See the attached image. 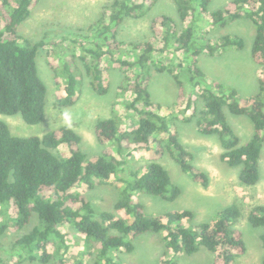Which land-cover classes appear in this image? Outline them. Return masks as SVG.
<instances>
[{
    "label": "trees",
    "instance_id": "obj_1",
    "mask_svg": "<svg viewBox=\"0 0 264 264\" xmlns=\"http://www.w3.org/2000/svg\"><path fill=\"white\" fill-rule=\"evenodd\" d=\"M40 0H0V114L20 115L25 123L39 124L45 114L47 87L40 78L36 58L45 44L41 39L31 42L22 38L18 27L31 15ZM157 0H108L100 15L88 27L86 42L75 45L69 59L63 60L57 74L64 76V93L57 100L60 106H73L83 75L89 78L93 91L107 93L104 58L120 63L123 73L122 89L131 100L125 103L127 123L122 124L118 114L95 120L94 131L101 144L112 146L101 154L87 156L79 147L80 135L70 126L61 125L42 136L20 137L13 135L6 122L0 119V236L11 222L15 231L28 225L34 214L39 225L21 235L14 242L20 260L49 262L54 258L50 245L57 241L68 249L66 233L60 228L71 225L76 232L92 238L101 245L99 257L109 250L123 249L131 252L133 241L145 232L161 233L166 247L174 257L181 253L191 255L202 247L213 256L212 264H236L246 253L242 232L236 227L241 221L239 205L222 209L211 222L188 224L190 210H171L158 215L145 213L144 205L135 196L145 192L174 201L180 188L172 182L167 169L150 160L139 168L128 170L126 178L117 177L119 198L113 210L97 212L92 203L75 188H92L107 184L115 176L134 149L158 145L169 150L181 169L191 178L206 186L208 176L194 164L192 153L180 142L174 128V119L162 105L152 101L149 85L152 70L168 73L175 80L178 97L185 98V81L190 86L186 111L192 109L188 120L195 119L199 132L217 135L222 148L221 159L228 165L240 167L238 179L245 186L255 185L260 179V156L264 146V0H232L230 7L210 10L211 0H172L178 19L168 14L155 18L152 28L161 44L152 42L126 44L119 37V27L127 20L147 14ZM213 27H225L238 20L247 19L254 26L250 55L261 71L258 91L241 99L235 88L214 82L211 88L203 86L204 76L199 59L204 53L211 56L224 53L230 47L242 50L244 39L239 35H222L218 39H205L204 18ZM67 40V38H62ZM80 46V54L77 48ZM62 47V46H61ZM163 52V62L156 53ZM173 54H178L172 68ZM77 60L81 62L80 67ZM167 60V62L165 61ZM167 64H165V63ZM171 64V65H170ZM133 75L128 76V71ZM174 70H177L174 73ZM184 77V79L182 78ZM186 79V80H185ZM200 90V109L195 108L193 92ZM231 114L247 116L253 123V133L244 144L228 123L224 109ZM66 146L68 154L59 151ZM125 211L132 219L120 218ZM248 222L264 228V204L251 207ZM264 247V232L260 235ZM109 260V259H108ZM61 264L63 259L58 260ZM166 264H176L174 259ZM0 264H6L0 256ZM264 264V255L261 260Z\"/></svg>",
    "mask_w": 264,
    "mask_h": 264
},
{
    "label": "rangeland",
    "instance_id": "obj_2",
    "mask_svg": "<svg viewBox=\"0 0 264 264\" xmlns=\"http://www.w3.org/2000/svg\"><path fill=\"white\" fill-rule=\"evenodd\" d=\"M107 2L108 0H40L32 9L29 18L19 25L18 33L22 38L31 42L41 39L45 41L37 55L36 64L39 76L47 87V96L45 114L39 124H27L20 115L0 114V119L7 123L13 135L42 136L61 125H68L80 135L79 147L87 156L101 154L105 150L112 152L110 143L101 144L98 141L94 124L96 119L106 118L112 114H118L122 124L127 123L129 113L125 110V103L132 99V95L121 88L123 73L119 61H116L117 59L110 61L109 58H104L102 61L105 84L108 86L106 94L99 95L93 91L89 78L83 75L76 104L66 107L60 106L57 100L64 93V76L57 74L54 70L56 67L59 68L63 60L70 58L68 54L75 44L69 39L79 43L86 42L83 38L88 34L89 25L100 15L103 5ZM231 2L232 0H211L210 10L230 7ZM161 14H168L178 19L172 0H157L155 6L144 16L125 21L119 27L120 39L126 44L150 41L158 48L161 42L153 31L152 23ZM202 25L206 40L236 34L241 36L245 43L242 50L230 47L224 53L214 56L204 53L198 64L204 72V76L200 79L202 85L210 87L214 82H219L225 87L235 88L241 99L256 93L261 68L250 55L254 35L253 24L247 19H238L225 27L218 28L208 24L206 15ZM77 46L76 54L79 55L81 48ZM164 54L156 53V59L163 62ZM172 56L174 57L173 68L177 62L176 57L180 55ZM77 63L82 67L79 60ZM128 72V76L131 77L133 71ZM176 72L177 70H174V73ZM185 82L186 96L179 98L177 84L173 77L168 73H157L152 70L149 91L153 103L162 105L163 110H166L174 119V128L180 142L192 153L194 164L208 176L206 186L194 181L188 173L184 172L169 150L162 151L158 145L153 144L151 147L134 149L130 156L125 155L126 159L121 157L127 162L122 164L118 173L107 184L95 185L92 188L78 187L73 191L85 196L97 212L111 211L119 198L118 186H122L117 177L126 178L130 168H139L147 161L156 160L167 169L172 182L180 188L181 194L174 201H168L160 196L136 192L135 196L144 205L145 213L158 215L171 210H190L193 217L188 224H196L211 222L218 217L222 209L231 204H237L241 208L242 217L236 227L243 234L246 253L237 259L236 264H261L264 247L260 235L264 232V228L252 226L247 220V215L252 206L258 203L264 204V146L260 156L259 181L251 186L241 184L238 179L240 167L230 166L221 159L222 148L217 135L200 133L195 119L188 120L192 109L186 111L185 106L187 95L191 90L188 82ZM199 92L200 90H197L192 93L196 100L194 106L198 109L202 103ZM224 111L240 143L247 142L253 133L251 120L244 115L231 114L226 108ZM58 150L55 152L68 154L64 145H61ZM117 216L127 221L132 219L131 215H127L125 211H120ZM2 218L3 216L0 215V220ZM38 225L39 219L36 214L28 225L18 231L13 230L11 222L8 221V227L0 236V256L6 264H61L58 261L59 258L63 259L62 264H166L165 261L172 259L176 261V264H212L213 261L212 254L204 247L191 255L181 253L174 257V253L166 247L163 235L154 232L138 235L133 241L134 249L131 252L111 249L104 258H100L98 255L100 243L76 232L71 225L60 228L66 233V243L69 246L67 250L57 241L56 245L49 246L50 252L54 254V258L49 262L20 260L19 256L22 253L14 249V242Z\"/></svg>",
    "mask_w": 264,
    "mask_h": 264
},
{
    "label": "crops",
    "instance_id": "obj_3",
    "mask_svg": "<svg viewBox=\"0 0 264 264\" xmlns=\"http://www.w3.org/2000/svg\"><path fill=\"white\" fill-rule=\"evenodd\" d=\"M201 56H203V54ZM201 56H200V58H201Z\"/></svg>",
    "mask_w": 264,
    "mask_h": 264
}]
</instances>
